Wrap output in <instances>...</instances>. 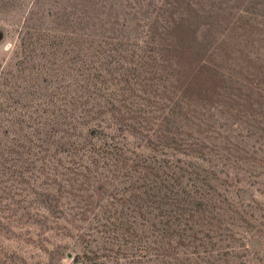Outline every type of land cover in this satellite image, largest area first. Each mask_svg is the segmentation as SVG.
<instances>
[{"label": "rangeland", "instance_id": "1", "mask_svg": "<svg viewBox=\"0 0 264 264\" xmlns=\"http://www.w3.org/2000/svg\"><path fill=\"white\" fill-rule=\"evenodd\" d=\"M183 1L192 9L176 42L213 62L224 52L234 101L222 100L225 117L204 114L216 118L202 130V167L176 172L201 201L177 184L165 203L156 188L186 168L171 146L200 161L179 157L167 131L127 133L114 111L124 19L158 0H0V264H264V0ZM77 37L107 42L117 74L89 77L96 65L75 59ZM159 165L161 179L143 170Z\"/></svg>", "mask_w": 264, "mask_h": 264}, {"label": "trees", "instance_id": "2", "mask_svg": "<svg viewBox=\"0 0 264 264\" xmlns=\"http://www.w3.org/2000/svg\"><path fill=\"white\" fill-rule=\"evenodd\" d=\"M158 4L153 14L144 13L141 18L133 16L134 19L126 16L124 19V34L120 39L123 53L120 65L122 71L116 76L118 78H115L123 88L120 90V100L105 101L110 108L116 107L113 104L115 101L122 108V112L118 108H114V111L122 116V124L128 128L127 133L148 140L152 137L160 140L167 131L169 137L165 136L164 140L170 145L185 149L178 150V153L183 155L179 157L200 161L185 163L182 158H178L177 150L171 146L176 153L169 156L170 159L186 164V168L178 167L171 173L170 185L168 181L159 184L155 190L158 197L165 200V203L172 200L174 193H179L178 184L183 200L201 201L196 194L187 193L188 189L184 186L185 176L176 172L186 174L188 168L193 171L202 167L205 161L202 143L206 139L202 130L216 118L204 114L213 111L220 114L217 116L219 118L229 113L223 110L226 105L221 102L234 101L232 96L226 94V85L233 83L234 76L231 73L227 76L223 72V66L217 62L225 57L220 49L216 48L212 52L215 57L213 62L209 60L211 55L207 54L209 50L202 51V45L188 51L187 48H183L186 47L184 43L176 42L175 32L186 24L187 8L192 9L190 4L187 3L184 7L183 0H158ZM85 42L84 38L77 37L73 52L76 53L75 59L79 62L96 65L86 70L90 74L89 77L105 78L117 74L116 69L114 71L109 69V60H115V57L106 51L107 42L92 41L91 44ZM89 44L97 46L90 48ZM191 57L198 59H189ZM92 79L83 80L81 76L83 84L80 88L90 92L94 88L90 82ZM100 114L104 112L101 111ZM160 127L166 130L163 129L162 134H157ZM155 163L160 164L158 161ZM143 170L149 175L163 178L161 165L154 170L149 167ZM189 175L195 177L197 174L189 172ZM194 177L191 188L198 185Z\"/></svg>", "mask_w": 264, "mask_h": 264}, {"label": "water", "instance_id": "3", "mask_svg": "<svg viewBox=\"0 0 264 264\" xmlns=\"http://www.w3.org/2000/svg\"><path fill=\"white\" fill-rule=\"evenodd\" d=\"M3 39H4V34L0 32V43L3 41Z\"/></svg>", "mask_w": 264, "mask_h": 264}]
</instances>
